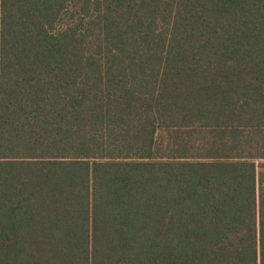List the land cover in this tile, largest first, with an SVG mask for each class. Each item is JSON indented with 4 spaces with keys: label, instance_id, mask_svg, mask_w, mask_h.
<instances>
[{
    "label": "trees",
    "instance_id": "16d2710c",
    "mask_svg": "<svg viewBox=\"0 0 264 264\" xmlns=\"http://www.w3.org/2000/svg\"><path fill=\"white\" fill-rule=\"evenodd\" d=\"M264 0H0V264H264Z\"/></svg>",
    "mask_w": 264,
    "mask_h": 264
},
{
    "label": "rangeland",
    "instance_id": "374dc122",
    "mask_svg": "<svg viewBox=\"0 0 264 264\" xmlns=\"http://www.w3.org/2000/svg\"><path fill=\"white\" fill-rule=\"evenodd\" d=\"M262 170V172L264 173V168L263 169H261Z\"/></svg>",
    "mask_w": 264,
    "mask_h": 264
}]
</instances>
